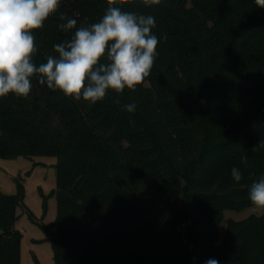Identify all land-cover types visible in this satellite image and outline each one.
I'll return each mask as SVG.
<instances>
[{"label": "trees", "instance_id": "trees-1", "mask_svg": "<svg viewBox=\"0 0 264 264\" xmlns=\"http://www.w3.org/2000/svg\"><path fill=\"white\" fill-rule=\"evenodd\" d=\"M116 6L155 18L157 56L135 91L109 90L93 104L34 76L26 98H0V158L56 160L54 264H264V210L227 219L219 233L225 211L251 206L249 188L264 176V8L255 0ZM107 7L61 0L33 32V62L74 35L58 29L61 13L79 27ZM25 194L22 179L16 192H0V264H21Z\"/></svg>", "mask_w": 264, "mask_h": 264}, {"label": "clouds", "instance_id": "clouds-1", "mask_svg": "<svg viewBox=\"0 0 264 264\" xmlns=\"http://www.w3.org/2000/svg\"><path fill=\"white\" fill-rule=\"evenodd\" d=\"M142 2L151 7L161 0ZM255 3L264 8V0ZM60 4L61 0H0V98L9 94L26 98L34 76L53 91L93 104L103 100L109 90L117 94L125 88L135 91L150 75L157 56L159 41L152 32L155 18L123 11L116 0H107L108 7L98 22L88 24L85 17L79 27L76 19L61 13L58 29L66 33L75 29L74 35L55 44L56 55H48L45 63L37 65L33 62L37 52L33 32L43 28ZM123 108L132 113L136 104ZM231 176L237 183L243 178L236 167ZM248 199L255 209L264 210V176L252 182ZM207 264L219 262L209 259Z\"/></svg>", "mask_w": 264, "mask_h": 264}, {"label": "rangeland", "instance_id": "rangeland-1", "mask_svg": "<svg viewBox=\"0 0 264 264\" xmlns=\"http://www.w3.org/2000/svg\"><path fill=\"white\" fill-rule=\"evenodd\" d=\"M53 156H17L0 158V192L17 191V180L25 186L24 209L19 208L16 227L23 233L21 264H54L52 230L57 216L56 168ZM253 205L241 210L227 209L219 225L224 235L227 219H243L251 214L260 215Z\"/></svg>", "mask_w": 264, "mask_h": 264}]
</instances>
